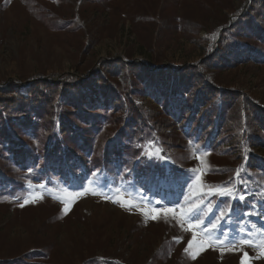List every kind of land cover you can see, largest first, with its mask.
<instances>
[{
    "label": "rangeland",
    "instance_id": "obj_1",
    "mask_svg": "<svg viewBox=\"0 0 264 264\" xmlns=\"http://www.w3.org/2000/svg\"><path fill=\"white\" fill-rule=\"evenodd\" d=\"M251 1L0 0V83L82 74L102 59L118 57L157 66L202 63ZM57 21L68 27L59 29ZM212 77L218 87L264 105V64L238 63ZM146 101L156 109L150 97ZM218 123L210 125L216 135L208 142L204 131H191L174 120L161 132L168 146L158 139L146 144L141 162L116 147L108 169L78 161L71 167L79 175L69 180L58 161L25 166L33 151L19 148L21 169L13 163L10 167L21 173L15 182L14 177L0 181V264H241L245 252L247 264H264V254L255 246L264 233V147L238 143L244 154L237 155L231 128L227 134L226 126L215 128ZM72 140L81 154L80 140ZM251 156L259 159L261 171L248 169ZM119 161L124 171L111 176L121 171L114 169ZM173 168L182 172H175L181 175L177 180ZM198 174L201 193L227 184L237 198L205 194L201 201L193 183ZM185 177L193 180L182 188ZM179 189L183 193L174 194ZM218 209L224 210L223 217ZM197 214L199 221L190 219ZM214 217L216 228L209 223ZM189 221L195 227L185 231ZM221 228L228 239L236 234L254 246L238 243L229 250L224 237L217 242Z\"/></svg>",
    "mask_w": 264,
    "mask_h": 264
},
{
    "label": "trees",
    "instance_id": "obj_2",
    "mask_svg": "<svg viewBox=\"0 0 264 264\" xmlns=\"http://www.w3.org/2000/svg\"><path fill=\"white\" fill-rule=\"evenodd\" d=\"M55 23L61 26L59 29L68 27L67 22ZM249 61L264 64V0L248 3L232 26L221 32L215 53L202 63L157 66L118 57L102 59L82 74H53L27 82L0 83V181L3 177H14L11 179L15 182L21 173L10 167L13 163L15 169H21L19 148L33 151L25 166L33 162L35 168L50 159L58 161L65 180L79 175L78 168L71 167L78 161L108 169L112 149L116 147L127 152L131 161L141 162L144 146L157 139L165 142L162 129L177 119L191 131H204L208 142L216 135L210 125L219 120L215 128L226 126L225 133L231 128L229 136L235 138L239 156L244 150L238 143L264 147V105L218 87L212 77L227 67ZM147 97L157 103L156 109L150 108L152 101L147 102ZM140 100L145 103L140 104ZM33 129H38L37 133H32ZM72 136L80 140L81 154L76 153L79 149ZM90 145L94 151L85 150ZM122 155L121 151L117 153L119 159ZM258 161L251 156L248 169L261 171ZM145 164L144 160L142 165ZM114 167L121 171L109 173L111 176L124 171L120 161ZM173 170V178L177 180L182 172ZM171 188L168 186V190ZM182 193L183 189H179L174 194Z\"/></svg>",
    "mask_w": 264,
    "mask_h": 264
},
{
    "label": "snow or ice",
    "instance_id": "obj_3",
    "mask_svg": "<svg viewBox=\"0 0 264 264\" xmlns=\"http://www.w3.org/2000/svg\"><path fill=\"white\" fill-rule=\"evenodd\" d=\"M195 171V170H193ZM237 178L239 179V171L237 172ZM193 178L192 177H185L184 178V184L181 185V187H186L188 186L189 182L192 181ZM194 186L197 189L199 198L201 201H203L204 195L205 194H212L218 197H229L232 199L237 198L235 191L233 189V187L231 185H222L219 188H208L206 190H204L203 193H201L199 190L203 188V181L201 179V175H196L195 179H194ZM241 183H243V181L241 180ZM119 191V190H117ZM238 199L243 201L245 199V196L243 194L238 196ZM113 202H117V203H122V206H124L125 203L127 202H121L119 199H114ZM210 203V202H209ZM227 203V202H225ZM169 212H172V209H169ZM173 215H175V213H173ZM224 215V210L223 209H218V216L223 217ZM233 215H235V213H233ZM153 219H155V217H153ZM181 219H183V216L181 217ZM190 219H195L197 221H199L200 217L199 215H195L193 217H191ZM229 221H225V223H228ZM211 224L212 228H216L217 227V222H216V218L214 217L213 221L209 222ZM183 227V224L181 225ZM195 227L194 225L191 224V222L189 221V228L185 229V231L191 229ZM262 228H264V225L261 226ZM242 231V229H238V232ZM224 237L225 238V242L227 244V247L229 250H234L236 248V245L239 244H244L247 246H254L252 244V242L248 239H244L242 236H238L236 234H233L232 237L230 239H228V233L224 232L223 228H221L219 230V235L216 237L217 242H220V238ZM195 240V237H194ZM193 240V242H194ZM193 242H190L188 245V249H191L193 246ZM256 247H258L261 251V254H264V233L261 234V243L259 245H255ZM186 249V251L188 250ZM193 259H195V255L192 256ZM248 256L247 253H244V258L241 260V264H247V260H248Z\"/></svg>",
    "mask_w": 264,
    "mask_h": 264
}]
</instances>
